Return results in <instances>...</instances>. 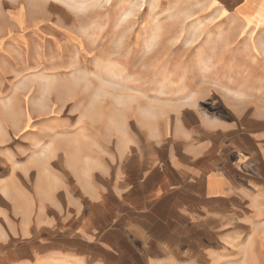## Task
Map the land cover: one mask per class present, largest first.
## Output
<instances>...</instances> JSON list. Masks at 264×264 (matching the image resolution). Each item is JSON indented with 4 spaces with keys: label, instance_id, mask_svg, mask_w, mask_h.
Segmentation results:
<instances>
[{
    "label": "rangeland",
    "instance_id": "obj_1",
    "mask_svg": "<svg viewBox=\"0 0 264 264\" xmlns=\"http://www.w3.org/2000/svg\"><path fill=\"white\" fill-rule=\"evenodd\" d=\"M217 4L0 0V264H65L50 171H95L180 103L264 112V30ZM249 229L211 264H264V207Z\"/></svg>",
    "mask_w": 264,
    "mask_h": 264
},
{
    "label": "crops",
    "instance_id": "obj_2",
    "mask_svg": "<svg viewBox=\"0 0 264 264\" xmlns=\"http://www.w3.org/2000/svg\"><path fill=\"white\" fill-rule=\"evenodd\" d=\"M209 2L264 30V0ZM180 104L100 156L95 171L70 182L50 171L66 187L65 264H211L228 239L248 235L264 207L263 110Z\"/></svg>",
    "mask_w": 264,
    "mask_h": 264
}]
</instances>
